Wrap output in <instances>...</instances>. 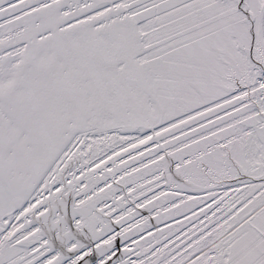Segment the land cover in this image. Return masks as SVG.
<instances>
[{
    "label": "rangeland",
    "instance_id": "obj_1",
    "mask_svg": "<svg viewBox=\"0 0 264 264\" xmlns=\"http://www.w3.org/2000/svg\"><path fill=\"white\" fill-rule=\"evenodd\" d=\"M55 1L0 0V69L30 58L37 45L42 43L34 41L35 36L46 39L47 43L54 33H72L89 28L97 30L102 27L101 23L106 22L132 23L135 26L134 20H139L137 31L141 37L139 45L143 48L140 47L137 56L141 63L145 59H155L158 62L170 61L186 66L188 63H179L173 57L175 51H199L200 57L203 55V58H208L209 54L202 48L203 43L198 40L208 35L228 33L230 28L248 27L254 20L253 10L247 5V0ZM263 13L264 9V16ZM35 17L50 25L52 23L54 32L47 28L49 26L32 31L31 28L36 24ZM22 30L23 38L18 34ZM248 51L254 71L246 73L241 68L244 73L243 82L235 83L227 89L216 81L236 80L231 77L235 75V69L223 66L221 60L220 67L217 63L207 67L190 64V67H181L180 71L184 74L169 70L170 73L158 75L165 80L170 78L177 87L164 88L163 94L172 98L171 104L163 108L162 114H152V117L160 119L178 111L182 115L173 116L171 121H165L153 131L142 134L138 131L122 132L127 127H120L91 133L100 128L91 124L88 129L76 135L62 151L57 175L52 173L50 178H46L48 184L38 191L35 188L36 192H32V187L39 180L31 183L26 190L28 194H24L32 193L31 202L20 208L19 212V208L12 211L16 214L11 212L10 218L3 217L5 225L0 230V264H56L63 258L61 264H79L85 253L94 254L89 262L83 264H264V171L254 173L255 179L261 177L258 180L250 176L241 178L235 191L213 208L214 212L208 219V229L201 223L183 234L182 231L191 221L186 217L185 209L174 216V220L187 218L185 222L177 223L175 230L161 233L158 239L142 247L151 248L149 252L136 248L134 252L114 260L112 257H104L108 254L105 251L115 253V250H119L117 247H123L133 240L124 229L140 221L145 214L156 213L160 208L158 206L167 201L165 198L161 201V194H166L170 189L171 193H184L176 189L177 185L173 177H168V172H162L164 168L170 167L171 160L175 159L172 167L176 169L198 164L203 153L213 147L225 148L227 142L235 139L232 126L242 121L254 125V133L257 137L263 134L261 138L264 139L263 125L257 119L260 114L264 116V108L253 94L258 89L264 92V43L252 38ZM206 60L212 62L210 57ZM215 92L220 93L212 94ZM188 103L192 104L193 109L187 108L186 111L183 107ZM138 110L135 109L134 113ZM135 116L132 115L133 118ZM125 118L116 119L117 123L128 124L134 121L131 117ZM140 121L133 128L142 127L144 124ZM211 141H215V144ZM230 147L235 153L238 150L234 143ZM256 147L261 157L257 160L263 161L264 149H261L259 141ZM180 156L182 158L178 159ZM178 160H182V163H178ZM203 166L208 168L213 165L205 161ZM185 168L181 173L182 180L190 178L189 175L183 176L187 170ZM21 171L27 170L20 168L19 176L25 174ZM249 179L253 181L249 184L244 182ZM7 184L10 187L12 179ZM230 188H226L223 194L226 195ZM200 190V187H196L193 193ZM4 191L2 196L6 197ZM61 210H64L63 217L71 221L74 227L93 224L87 231H80L83 238H99L97 235L103 233L102 238L94 241L97 249L91 246L82 249L75 253L76 258L70 263L67 254L71 255V249L68 252L65 247L76 246L83 238L72 239L65 247L60 244L56 246L53 243L55 240L52 242L50 238L58 230L54 231L51 225L58 220ZM17 212L20 216H17ZM171 221L168 217H162L152 224L156 223L158 228H162ZM67 225L66 230L69 229ZM144 226L148 230L155 229L151 223L149 227ZM93 228L95 233L92 232ZM144 228L135 233L134 237L142 234ZM166 235L170 238L178 236V241L174 244H170L171 241L158 243ZM100 240L107 242L98 246L97 241ZM141 252L145 253L139 255Z\"/></svg>",
    "mask_w": 264,
    "mask_h": 264
},
{
    "label": "bare ground",
    "instance_id": "obj_2",
    "mask_svg": "<svg viewBox=\"0 0 264 264\" xmlns=\"http://www.w3.org/2000/svg\"><path fill=\"white\" fill-rule=\"evenodd\" d=\"M246 2L253 10L254 20L251 25L230 28L228 33L208 35L198 40L203 43L202 48L209 54L212 61L210 63L206 60L209 57L203 58V55L200 57L199 51L193 53L188 49L183 52L175 51L173 55L179 63H188L186 66L170 61L158 62L155 59H145L141 63L137 56L140 47L143 48L139 45L141 39L137 31L139 20L133 22L136 27L131 22L130 25L106 22L101 23L102 27L97 30L89 28L78 29V32L71 31L72 33L66 31L64 34L54 33L50 40L47 39V43L46 39L35 36L33 40L42 43L37 45L36 51H33L30 58L0 69V230L5 225V222H2L3 217H8L12 211H16V208H19L17 210L19 212L31 202L32 193L24 195L28 192L26 190L31 183L39 180V183L32 187L34 188L32 192L35 188L38 191L48 184L46 181L52 173L57 175L56 171L60 169L63 157L62 151L70 145V141L76 135L88 129L91 124L100 127L91 133L99 132L100 129L115 130L127 127L122 132L138 131L142 134L149 130L153 131L165 121H171L173 116H181L182 113L178 111L160 119L152 117V114L160 112L162 114L163 108L171 104L172 98L165 97L164 88L177 87L170 78L165 80L158 75L165 74L169 70L173 73L179 72V75L184 74L180 71L181 67H190V64L215 66L213 60L218 59L223 61V63L219 61L222 65L229 68L233 66L232 69L235 70L242 68L246 73H250L254 69L253 62L248 57L252 38L264 43L262 15L264 0ZM35 19L36 24L31 28L32 31L43 30L42 28L45 29L47 26L48 29H52L51 22L50 25L39 17ZM57 28L59 30V27ZM52 31L54 32V28ZM18 34L23 38V30ZM220 92L212 94L219 95ZM190 103L183 107L186 111L187 108L193 109V103ZM135 109H139L137 113H134ZM134 114L137 115L135 118L132 117ZM119 115L126 117L125 119L133 118L134 123H117ZM138 120L144 125L133 128L139 124ZM245 122L236 123L232 126V130L235 135H245V139L249 142L248 135L257 137V134L254 133L255 128L252 129L253 126ZM256 142L250 148L260 159V150L256 147ZM234 145L240 148V144L234 143ZM180 158L182 157L178 159ZM20 168H25L27 171H21L25 174L19 176ZM169 168L176 169L166 167L164 170ZM8 178L12 179L10 187L7 184ZM2 190L9 192L4 191L6 197L2 196ZM18 212L17 216H20ZM58 214V220L51 225L54 231H58L50 238L58 240L57 245L65 247L72 239L80 240L83 238L80 231H87L93 225L87 223L74 227L71 221L63 217L64 210ZM66 223L69 226L67 230ZM92 232L95 233L96 230L93 228ZM102 235L103 233H99L97 236L102 238ZM101 241H97L98 246L103 244ZM74 247H65V250L70 252L71 249V253H76ZM91 247L96 248L95 242ZM67 255L70 259L69 263L76 258L72 254ZM63 259L58 260L56 264L63 263Z\"/></svg>",
    "mask_w": 264,
    "mask_h": 264
},
{
    "label": "flooded vegetation",
    "instance_id": "obj_3",
    "mask_svg": "<svg viewBox=\"0 0 264 264\" xmlns=\"http://www.w3.org/2000/svg\"><path fill=\"white\" fill-rule=\"evenodd\" d=\"M218 61H214L213 63H217V66L220 67L221 64ZM228 67V66H226ZM233 67V66H232ZM229 68V67H228ZM235 75H231V77H235L236 80L232 79H227V80H219L216 81L218 84L220 83L226 89L230 86L236 85L235 83H241L243 82V72L235 70ZM238 79V80H237ZM234 83V84H233ZM253 93V92H252ZM256 97L258 102L262 103V108H264V92L261 91V89H258L257 92L253 93ZM258 121L263 125L264 129V116L259 115L257 117ZM251 126H254L250 124ZM263 135V134H262ZM213 142V141H211ZM236 140L233 138L226 144L230 146L231 143H235ZM215 144V141L213 142V145ZM261 149H264V139H262L261 142ZM209 151V152H208ZM206 151L205 153L202 154L201 156V161L198 162V164L195 165H189L187 170L184 171V177L187 176L191 179H193L195 182L197 181L198 183L201 184V190L196 193L192 192H173L171 193L170 191H167L166 194L164 195L165 201L163 204L160 205L158 203L159 209H157L156 213L154 214H145L144 218L140 219V221H136L134 225L131 227L125 228L124 230L128 231V235L132 236L135 233H138L139 231H142L144 225H147L149 227V223H151V227L155 228L154 230H148L144 228V232L142 234H138L131 242L126 243L123 247H117L119 250H115V253L111 252V250L105 251V253H108L104 255L105 258L112 257L114 260L116 257L121 258L124 257L125 254L129 252H134L136 248H140V250H145V252H149L151 248L146 247L145 249L142 247H145L147 243H149L151 240H156L160 237L161 233H166L167 231H173V229H176L177 223H182L185 222L184 219L190 218V224L187 225V228L182 231L183 234L187 233L188 230L192 228L198 227L201 223H204L203 226L205 229L210 226H208V219L211 217L213 214L214 210L213 208L218 205V203L222 202L223 200L226 199V197L231 194V192L235 191V187L238 186L239 183H241V178L250 176L252 177L253 180H258L254 172L249 171L248 169H245V165L240 163L239 161L236 160V154L234 149L228 148V151H224L221 148L218 147H213L210 150ZM262 160L263 161H258L256 159L255 163L258 162L264 163V155H262ZM211 162L212 167H205L203 166V162ZM245 166V167H244ZM247 168V167H246ZM248 170V171H247ZM189 175V176H188ZM230 188V191L228 193L223 194V191L228 188ZM176 191V190H175ZM220 191H222L220 193ZM219 194L221 198H219ZM174 197H176L174 199ZM176 200V201H175ZM132 203V202H131ZM186 209V210H185ZM185 210V211H184ZM186 212L187 218H176L174 220V216L178 214L179 212ZM166 218L170 219L171 222L165 224V226H161L162 228H158V224H152V222H155L156 219L159 220V218ZM189 219V220H190ZM143 225V227H141ZM210 225V224H209ZM141 227V228H139ZM171 231V232H172ZM123 235V234H122ZM178 237V236H177ZM177 237L170 238L169 235L162 236V240L158 241V243H166V241H171L170 244H174L178 241ZM131 238V237H129ZM102 242H107L103 240ZM112 247V246H111ZM164 245L161 247L163 249ZM160 249V250H161ZM154 251V250H153ZM151 251V252H153ZM145 252L138 253L144 254ZM113 253V254H112ZM138 255V256H139Z\"/></svg>",
    "mask_w": 264,
    "mask_h": 264
},
{
    "label": "water",
    "instance_id": "obj_4",
    "mask_svg": "<svg viewBox=\"0 0 264 264\" xmlns=\"http://www.w3.org/2000/svg\"><path fill=\"white\" fill-rule=\"evenodd\" d=\"M238 132L239 131H237V133ZM262 136H259V134H258V137H256V136L252 137V136H249L248 135L249 142H247V140L245 139V135H243V134H236L235 135V137H236L235 138V140H236L235 144H237V143L240 144V146H239L240 148H238V149L239 150L241 149L240 151L237 150L236 153H235L236 154V160L239 161L240 163L244 164L247 167V169H249L248 165H251L252 162H255L256 159H258L256 157V155H255V151H253L250 147L253 145L254 142H256L255 141V137L257 139V142L256 143H258V141H259V143L261 144V142H262V138L261 137ZM248 144H249V146H248ZM225 148L226 149L223 148L224 151H228L227 148H229V146L227 145V146H225ZM252 153H254V154H252ZM174 163H175V160L174 159L171 160L170 163H169L170 164V167L174 166ZM178 163H182V161L179 160ZM182 170L183 169H177L176 170V169H173V168H169L168 170H164V172H168L169 171L168 172V175H169L168 177H171V178L173 177V179H174L173 182L176 183V185H177L176 189H179V190L181 189L184 192L186 191V192H192V193L194 192V190L196 189V187H200V189H202L201 188V185H199L197 182L195 183V181L192 180V179H190V178L189 179L182 180V178H181L182 177V174H181L182 173ZM176 177H179L178 180L176 179ZM252 181H253L252 179H249V180H245L244 182L247 183V184H249V182H252ZM163 195H165V194H161V197H162L161 198V201L165 197ZM116 226L118 227L119 224L117 223ZM134 235L135 234H133L130 237L133 238ZM95 239L96 238H94L93 240L95 241ZM93 240L90 241L89 238H86L85 237V238L81 239V241L78 243L77 246H75L73 248V250L76 251V253L79 252V251L81 252L82 249L91 246L94 243ZM57 241L58 240H56V239H52V242L53 243H56V246L58 244ZM71 254L72 255H75L74 252L71 253ZM93 254L94 253H92V254L87 253L86 255H83L82 257H84V258L82 259V261L79 264H83V262H89L90 259L93 257Z\"/></svg>",
    "mask_w": 264,
    "mask_h": 264
},
{
    "label": "crops",
    "instance_id": "obj_5",
    "mask_svg": "<svg viewBox=\"0 0 264 264\" xmlns=\"http://www.w3.org/2000/svg\"><path fill=\"white\" fill-rule=\"evenodd\" d=\"M249 170H252L254 173H262L264 171V163L261 162L258 164V162H252L250 167H249ZM191 179V178H190Z\"/></svg>",
    "mask_w": 264,
    "mask_h": 264
}]
</instances>
